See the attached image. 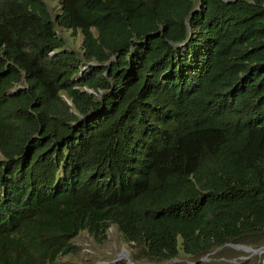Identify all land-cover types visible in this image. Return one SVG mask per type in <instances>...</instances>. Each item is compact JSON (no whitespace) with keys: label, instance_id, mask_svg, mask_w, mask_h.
<instances>
[{"label":"trees","instance_id":"16d2710c","mask_svg":"<svg viewBox=\"0 0 264 264\" xmlns=\"http://www.w3.org/2000/svg\"><path fill=\"white\" fill-rule=\"evenodd\" d=\"M50 1L0 0V264L261 251L264 0Z\"/></svg>","mask_w":264,"mask_h":264},{"label":"rangeland","instance_id":"374dc122","mask_svg":"<svg viewBox=\"0 0 264 264\" xmlns=\"http://www.w3.org/2000/svg\"><path fill=\"white\" fill-rule=\"evenodd\" d=\"M45 3L51 15L58 13L59 6L56 2L45 0ZM57 34L64 40L66 48L80 52L82 42L80 33L71 36L70 32L58 28ZM73 245L76 247L77 253L60 258L58 264H134L131 254L132 249L122 241L114 230L108 232L107 240L102 244L94 241L86 233H82L73 241ZM222 252L230 253L231 257L214 259L211 264H264V253L254 255L241 252L240 254L232 248ZM206 262H209V259H206ZM165 264L196 263L186 257H180L176 261Z\"/></svg>","mask_w":264,"mask_h":264},{"label":"water","instance_id":"95a60500","mask_svg":"<svg viewBox=\"0 0 264 264\" xmlns=\"http://www.w3.org/2000/svg\"><path fill=\"white\" fill-rule=\"evenodd\" d=\"M238 249H241L242 251L244 252H251L252 254H262L264 252V247L261 251H258V250H251L250 248H246V247H243V246H238Z\"/></svg>","mask_w":264,"mask_h":264},{"label":"clouds","instance_id":"9594fccd","mask_svg":"<svg viewBox=\"0 0 264 264\" xmlns=\"http://www.w3.org/2000/svg\"><path fill=\"white\" fill-rule=\"evenodd\" d=\"M260 255V254H259Z\"/></svg>","mask_w":264,"mask_h":264}]
</instances>
